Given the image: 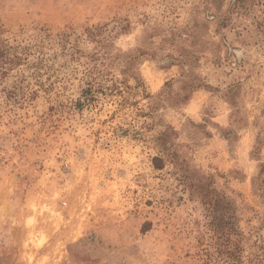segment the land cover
<instances>
[{
  "label": "rangeland",
  "instance_id": "rangeland-1",
  "mask_svg": "<svg viewBox=\"0 0 264 264\" xmlns=\"http://www.w3.org/2000/svg\"><path fill=\"white\" fill-rule=\"evenodd\" d=\"M0 40V264H236L170 128L264 264V0H0Z\"/></svg>",
  "mask_w": 264,
  "mask_h": 264
},
{
  "label": "trees",
  "instance_id": "trees-1",
  "mask_svg": "<svg viewBox=\"0 0 264 264\" xmlns=\"http://www.w3.org/2000/svg\"><path fill=\"white\" fill-rule=\"evenodd\" d=\"M88 33L90 36L94 35L90 30H88ZM2 51L3 48L0 45V55L3 54ZM128 55L131 57L130 54ZM129 62L130 58L127 56L126 64L129 65ZM172 132L173 130L170 128L168 131L154 138L157 149V154L152 157L154 168L163 169L165 165H170L175 173L179 175V182L190 191V194L200 196V201L207 211L206 216L209 215L211 217L212 232L215 234L216 238L218 237L225 242H218L220 246L224 244L226 247L225 249L221 248L220 251L226 252L228 254L227 256L238 264L239 248L237 246V241L228 236L225 238V233H227L225 231L233 229V227L223 224L222 219H218L217 216L213 215L215 208L212 203L215 199L211 196V193L214 192V188L211 186L213 182L212 178L209 175L197 172L194 168L188 166L183 159L178 157L176 146L168 140ZM251 186L254 193L264 197V162L259 164L257 172L252 176Z\"/></svg>",
  "mask_w": 264,
  "mask_h": 264
}]
</instances>
